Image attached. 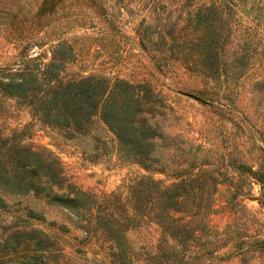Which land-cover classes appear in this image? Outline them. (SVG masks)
Here are the masks:
<instances>
[{"label": "rangeland", "instance_id": "1", "mask_svg": "<svg viewBox=\"0 0 264 264\" xmlns=\"http://www.w3.org/2000/svg\"><path fill=\"white\" fill-rule=\"evenodd\" d=\"M210 1L227 7L231 16L234 38L223 54L228 58L221 65L224 71L218 78H205L170 59L160 69L151 51L140 46L136 28L154 23L159 32L163 23L186 16L190 4ZM42 2L0 0V69L15 70L38 54L42 60L49 59L50 38L62 34L77 52V58L64 68V79L103 73L150 83L166 106L159 116L163 129L176 136L181 146L188 140L190 154L203 155L224 171L217 174L223 182L214 191L216 211L209 223L229 242L192 264H264V0H79L52 15H39ZM75 13L87 23L63 33L61 23L53 24ZM235 46L247 55L242 62L231 61ZM14 128L26 130L24 143L56 153L66 176L82 189L125 192L130 179L148 173L117 159L109 150L113 135L99 119L82 138L83 151L33 122L23 101L0 96V129L8 133ZM96 143L100 147L92 149ZM152 175L165 178L159 172ZM235 190L239 193L234 199L230 196ZM2 196L0 239L16 228H41L62 246L49 264H109L99 252L100 241L88 240L66 208L33 193ZM128 235L134 245L152 248L158 230L149 224L129 230Z\"/></svg>", "mask_w": 264, "mask_h": 264}, {"label": "trees", "instance_id": "2", "mask_svg": "<svg viewBox=\"0 0 264 264\" xmlns=\"http://www.w3.org/2000/svg\"><path fill=\"white\" fill-rule=\"evenodd\" d=\"M78 1L43 0L38 13L52 15L66 3ZM76 14L53 24L61 23L63 33L87 23ZM230 17L224 5L201 2L187 6L180 21L163 23L159 32L154 23L135 31L140 46L151 51L159 68L170 59L205 78H218L228 61L223 54L234 38ZM93 21L89 18L88 23L94 26ZM238 48L229 55L233 62L247 56ZM49 50L47 60L38 54L15 70L0 69V96L23 101L33 122L83 151L82 138L99 119L113 135L109 150L117 159L148 173L130 179L125 192L95 193L71 182L52 150L24 143V128L8 133L0 129V208L5 205L2 193H33L66 208L88 240L100 241L99 252L109 264H192L228 243L209 223L216 211L214 191L223 182L217 174L224 171L205 156L190 154L188 140L181 146L163 129L159 116L166 106L161 94L147 81L103 73L64 79L67 63L77 58L74 46L61 34L50 38ZM95 145L92 149L100 147ZM154 172L165 178H155ZM238 193L235 190L230 197L235 199ZM149 224L157 227L156 244L134 245L128 231ZM261 241L264 244V238ZM61 249L41 228H16L0 239V264H49Z\"/></svg>", "mask_w": 264, "mask_h": 264}]
</instances>
